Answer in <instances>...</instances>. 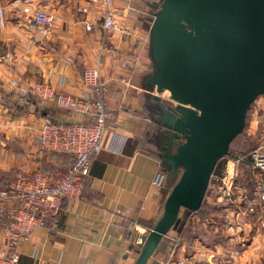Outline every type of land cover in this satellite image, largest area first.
Segmentation results:
<instances>
[{
    "label": "crops",
    "instance_id": "obj_1",
    "mask_svg": "<svg viewBox=\"0 0 264 264\" xmlns=\"http://www.w3.org/2000/svg\"><path fill=\"white\" fill-rule=\"evenodd\" d=\"M158 2L115 0L109 11L124 29L107 31L106 9L94 0H0V184L17 175L64 171L74 162L68 155L49 158L41 150L37 136L42 117L66 125L86 120L54 101L29 100L37 83L82 97L91 88L86 70L98 68L109 89L111 116L83 198L65 201L56 226L37 229L20 244L18 264H134L142 237L162 217L168 184L161 189L152 185L164 165L151 141H145L151 127L159 126L146 110L145 98L151 96L144 88L153 72L150 29L156 11L150 5ZM27 6L50 15L47 35L33 27L31 15L24 13ZM247 121L240 152L256 150L263 141L264 99L257 101ZM250 141L259 144L253 147ZM239 155L219 174L229 171L230 178L240 160V182L252 193L261 176ZM211 211L205 220L191 215L187 235L171 231L147 264H264V229L255 217L235 206ZM0 225L3 255L7 237L5 225Z\"/></svg>",
    "mask_w": 264,
    "mask_h": 264
},
{
    "label": "water",
    "instance_id": "obj_2",
    "mask_svg": "<svg viewBox=\"0 0 264 264\" xmlns=\"http://www.w3.org/2000/svg\"><path fill=\"white\" fill-rule=\"evenodd\" d=\"M150 6L156 11L153 72L144 88L168 136L161 160L169 193L134 264H147L170 231L201 209L219 161L264 96V0H159ZM165 92L176 106L162 101Z\"/></svg>",
    "mask_w": 264,
    "mask_h": 264
},
{
    "label": "built area",
    "instance_id": "obj_3",
    "mask_svg": "<svg viewBox=\"0 0 264 264\" xmlns=\"http://www.w3.org/2000/svg\"><path fill=\"white\" fill-rule=\"evenodd\" d=\"M94 1L106 9L105 30L123 31L124 27L115 21L109 11L115 0ZM24 13L31 15L32 25L37 31L47 35L52 18L45 10L27 6ZM91 28V25L87 26V30L90 31ZM85 82L91 88L82 97L57 93L45 83H37L29 92L31 97L39 101H54L58 108L81 115L86 122L66 125L50 117H42L37 136L41 150L70 155L74 162L65 171H37L17 175L6 186L0 187V216L3 218L1 222L5 225L7 237V252L0 255V264H18L20 244L37 229L56 226L65 201L80 200L84 196L93 161L103 151L102 141L111 117L106 106L109 89L101 81L99 69H87ZM249 159L253 170L261 176L255 179L252 193L240 182V160L234 163L230 178L229 171L214 174L208 191L211 192L212 199L221 205L235 206L239 213L254 216L264 229V137ZM167 181L168 173L160 168L152 185L161 189L166 186ZM180 264H185V261Z\"/></svg>",
    "mask_w": 264,
    "mask_h": 264
},
{
    "label": "trees",
    "instance_id": "obj_4",
    "mask_svg": "<svg viewBox=\"0 0 264 264\" xmlns=\"http://www.w3.org/2000/svg\"><path fill=\"white\" fill-rule=\"evenodd\" d=\"M146 99V103H145V106H146V110L148 109L149 111H150V113L151 114H149V117L159 126V127H157V129L155 130V132L153 133V135H152V137H151V139H150V141H151V145H153V146H155V148L158 150V159H159V161H162L161 160V155H162V153L164 152V149L166 148V146H167V143H168V136L165 134V130L158 124V119H156L155 117L158 115V110L156 109V107H155V104L152 102V99H151V97H146L145 98ZM29 100H31L32 102H35V101H38L37 99H35V98H33V97H29ZM165 103V102H164ZM166 104V106H172V105H169L168 103H165ZM173 107V106H172ZM150 132V131H149ZM148 132V134L150 135V133ZM240 136V135H239ZM255 150H253V151H247V152H244V153H241L238 157H240V156H243V157H246V158H250V155L252 154V152H254ZM241 152H243V151H241ZM62 155H66V154H62ZM68 156H70V155H68ZM228 156H230V153H229V155ZM227 156V157H228ZM70 157H72V156H70ZM237 157V158H238ZM73 158V157H72ZM250 160V159H249ZM70 166V165H69ZM68 166V167H69ZM222 166H223V162H222V159L219 161V163H218V165H217V167H216V169H215V172H214V174H219L220 173V171H221V169H222ZM67 167V168H68ZM66 168V169H67ZM65 169V170H66ZM64 170V171H65ZM40 172H43V173H47V172H50V171H40ZM10 180V179H9ZM8 179H7V181H2L1 180V184H0V186L1 187H4V186H6L7 185V183H8V181H9ZM3 182V183H2ZM88 184V183H87ZM87 186V185H86ZM86 189V188H85ZM65 203V202H64ZM63 203V204H64ZM63 204H62V208H63ZM204 207V203H203V205H202V207H201V209L198 211V212H195V213H193V214H196V213H199V212H201L202 211V208ZM208 213L209 212H207V214L206 215H208ZM192 214V215H193ZM190 217L191 216H189L187 219H185V218H183L182 219V223L179 225V227H178V230H177V232H179L180 233V235L183 237V235L185 236V235H187V232H186V225H187V223H188V221H189V219H190ZM3 220V218L0 216V221H2ZM0 226H2V225H0ZM2 228H3V226H2ZM171 231H173V230H171ZM170 231V232H171ZM137 253H138V251H137Z\"/></svg>",
    "mask_w": 264,
    "mask_h": 264
},
{
    "label": "rangeland",
    "instance_id": "obj_5",
    "mask_svg": "<svg viewBox=\"0 0 264 264\" xmlns=\"http://www.w3.org/2000/svg\"><path fill=\"white\" fill-rule=\"evenodd\" d=\"M142 6L146 9V6L142 4ZM159 97H161L162 101L165 102V103H168L169 105H172V106H176L177 104L175 102H173L170 98V93H163L161 96L159 95ZM260 99H264V96L263 97H260L257 101H259ZM257 101L253 104L251 110H250V114L253 110V107L256 105ZM249 121V119H248ZM247 121V124H246V128L244 130V132L238 136L235 141L231 144V147H230V156L228 157H225L222 159V162H223V165H225L226 162L232 160L234 158V156L238 155V154H241V153H244V152H240L239 150H241L242 146H243V140L245 138V134H246V131H247V128H248V124L249 122ZM157 129V127L154 125L151 127V129L149 130L150 131V135H148L147 137H145V141H149L153 135V133L155 132V130ZM250 143L254 146H257L259 143L258 141H250ZM252 145H250L249 147H247L245 150H248V148H250ZM151 148L154 150V151H157L155 146L151 145ZM46 154H48V157L49 158H53V159H59V157H62L63 155H59L57 153H48L46 152ZM46 171H56V170H46ZM247 181L245 180L244 183H246ZM211 197V192L208 191L206 197H205V201H204V207L202 208V211L199 212V213H196V216L199 217V219L201 220H205L206 217L208 218L209 216L206 215L207 212H212L211 210L213 209H217L220 207V203L216 202V201H212L211 203L209 202V199ZM210 203V204H209ZM182 217H184V212H182ZM199 226H196V228H198Z\"/></svg>",
    "mask_w": 264,
    "mask_h": 264
}]
</instances>
